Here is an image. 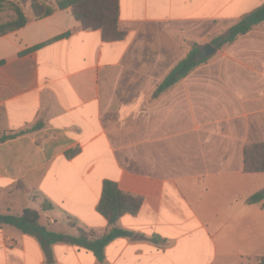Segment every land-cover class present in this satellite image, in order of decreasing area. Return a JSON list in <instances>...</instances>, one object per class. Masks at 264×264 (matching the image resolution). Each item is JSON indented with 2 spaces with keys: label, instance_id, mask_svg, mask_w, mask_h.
Here are the masks:
<instances>
[{
  "label": "crops",
  "instance_id": "1",
  "mask_svg": "<svg viewBox=\"0 0 264 264\" xmlns=\"http://www.w3.org/2000/svg\"><path fill=\"white\" fill-rule=\"evenodd\" d=\"M263 2L120 0L126 36L110 42L99 29H83L70 8L0 35V135L26 131L0 142V212L34 208L50 230L77 235L83 228L98 237L110 228L97 210L105 179L144 198L136 215L116 224L135 235L112 240L104 262L65 242L52 246L50 258L36 236L0 224V264H258L264 203L247 197L264 188V172L244 171V147L264 142V22L197 67L211 70H193L166 90L152 120L143 101L177 63L158 52L146 69L150 48L181 46L182 27L192 37L195 25L208 32L211 22L227 31ZM132 119L149 123L155 135L166 129L171 148L178 128L220 131L185 136V155L160 156L192 161L186 171L171 162L168 173H151L125 165L108 131ZM207 161H217V170H207ZM230 182L229 193L218 191Z\"/></svg>",
  "mask_w": 264,
  "mask_h": 264
},
{
  "label": "trees",
  "instance_id": "2",
  "mask_svg": "<svg viewBox=\"0 0 264 264\" xmlns=\"http://www.w3.org/2000/svg\"><path fill=\"white\" fill-rule=\"evenodd\" d=\"M43 1L45 0H31L35 15L29 18L13 1L0 0V13L5 9L6 4H10L15 7L17 14L10 21H0V35L25 26L31 19L42 18L58 9L70 8L75 18L81 22L83 29L101 30L105 41L121 40L126 36V31L119 27L120 0H55L56 8H46ZM263 22L264 2L238 19L225 33L214 37L211 43L219 49L234 42L238 36L249 32L254 26ZM200 50L201 48L195 44L160 82L154 96H158L171 88L199 65L205 63L210 56L199 58ZM39 127L35 125L33 129ZM24 132L26 131L5 132L0 135V142L12 139ZM244 171L264 172V142H254L244 147ZM143 201V196L123 190L115 180L105 179L97 210L107 218L110 228L98 237L83 228H79L77 235L50 230L44 220L43 213L30 207L17 214L0 212V224L11 225L24 233L36 236L50 258L52 257V246L58 242H65L92 250L98 260L104 262L105 248L112 240L122 236L135 235L133 231L118 227L116 224L125 214L136 215L141 209ZM247 201L250 204L264 203V188L249 194ZM43 207L47 210L50 206L44 204ZM151 239L154 241L165 240L156 235L152 236ZM257 262L264 264V256L259 257Z\"/></svg>",
  "mask_w": 264,
  "mask_h": 264
},
{
  "label": "rangeland",
  "instance_id": "3",
  "mask_svg": "<svg viewBox=\"0 0 264 264\" xmlns=\"http://www.w3.org/2000/svg\"><path fill=\"white\" fill-rule=\"evenodd\" d=\"M13 1L17 6H19L24 14L31 18L35 15V12L32 8L31 0H9ZM46 8H56L57 4L55 0H45L43 1ZM15 16H17L15 7L10 4H6L5 9L0 13V21H10L11 19H14ZM222 26V27H221ZM183 31H178L179 36V47L176 49H164V48H150V51L148 52L146 56V64L145 68H151L153 65H155V60L159 57V53H166L168 55V64L172 63L173 61L179 62L181 60V57H184L192 48L191 45V39L193 40L194 44H197L202 48L206 43H209L213 40L214 37L225 33V27L223 25L211 22L208 25V32L205 30V27L203 28L201 25L194 26L193 31V37L190 35H187L186 33V27H182ZM214 57V54L209 57V59L205 62L208 63L210 59ZM163 60L165 59V56L162 55ZM175 61V62H176ZM176 63V64H177ZM204 63V64H205ZM211 70L207 66H202L199 69H194L196 72H203V71H209ZM146 75V74H145ZM161 82V81H160ZM159 83L155 87V89L145 95V100L143 101V106L146 109V117H149L147 119L152 120L154 111L159 110L162 108L163 103H161L160 99L163 95H165V92H162L158 96H154V93L158 87ZM177 84L173 85L171 88H175ZM190 86V85H188ZM195 86V85H193ZM179 88H185L186 84L185 82H182L178 86ZM169 89H167L168 91ZM123 99L124 97H120ZM173 98V97H172ZM177 99L180 100L181 97L177 96ZM201 106L195 105V115L196 113H200ZM159 114V113H158ZM114 120H117L115 117ZM112 120V121H114ZM111 121V122H112ZM148 121V120H147ZM116 125L114 123H110L108 125V131L110 133V136L113 140V143L119 150V155L121 157L122 162L127 165L129 168L134 170H141V171H147V172H158L161 169L164 170L165 173H168V168L170 167L171 162L175 166H181L179 170H185L190 165L192 161H186V159L183 158H177L175 159H160V156H167L169 158V153L171 152L172 155L174 153L176 155H185L183 154V149L181 148V145L179 142H182L185 136H193L194 138L202 137V132H204V136L208 137H214L217 136L220 129L219 128H206L204 130L198 129L193 132H188L185 127H181L177 129V132L175 134V138L172 139V145L174 142H178L177 145L174 148H171L169 141L164 139V135L167 134V132L164 135H161V130L166 129H160L159 133L157 135L154 134V129L149 123H141L138 125L137 119H132L130 122L126 123L125 125ZM187 134V135H186ZM161 135V136H160ZM162 144V145H161ZM197 162V161H195ZM208 166L206 167L207 170H217V161H214L213 164H210L209 161ZM235 163H238V160L235 161ZM177 164V165H176ZM224 188V189H222ZM218 188V191L223 193H229L234 188V183H225L224 187Z\"/></svg>",
  "mask_w": 264,
  "mask_h": 264
},
{
  "label": "water",
  "instance_id": "4",
  "mask_svg": "<svg viewBox=\"0 0 264 264\" xmlns=\"http://www.w3.org/2000/svg\"><path fill=\"white\" fill-rule=\"evenodd\" d=\"M217 51V47L213 45L212 43H207L199 52L198 57L199 58H206L211 56Z\"/></svg>",
  "mask_w": 264,
  "mask_h": 264
}]
</instances>
